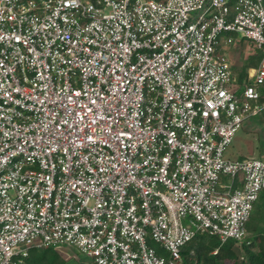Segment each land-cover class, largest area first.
I'll return each mask as SVG.
<instances>
[{
  "label": "built area",
  "instance_id": "obj_1",
  "mask_svg": "<svg viewBox=\"0 0 264 264\" xmlns=\"http://www.w3.org/2000/svg\"><path fill=\"white\" fill-rule=\"evenodd\" d=\"M263 96L264 0H0V264L240 245L264 160L225 152Z\"/></svg>",
  "mask_w": 264,
  "mask_h": 264
},
{
  "label": "trees",
  "instance_id": "obj_2",
  "mask_svg": "<svg viewBox=\"0 0 264 264\" xmlns=\"http://www.w3.org/2000/svg\"><path fill=\"white\" fill-rule=\"evenodd\" d=\"M247 65L244 66L241 71V75H244L246 68L250 67ZM258 201H260L261 204H255V211L256 208H259V210L264 209V193L261 194ZM253 213L250 218L251 221L249 220L246 225L248 236L242 245H246V242L251 245L250 247L252 250H246V262H248V264H264V232L252 231L254 229L251 224L252 221H254ZM235 244V241H227L224 244H220V241L215 237L200 236L194 238L190 243H188L182 249L181 254L184 257L186 264H192L194 259H196L200 264H219L225 259L235 258V254L231 250L232 246H235ZM216 248H218L217 253L212 255V251ZM205 253L208 256H206ZM23 264H64V261L60 258L59 254L53 250L32 248L29 250L28 256L25 258Z\"/></svg>",
  "mask_w": 264,
  "mask_h": 264
},
{
  "label": "rangeland",
  "instance_id": "obj_3",
  "mask_svg": "<svg viewBox=\"0 0 264 264\" xmlns=\"http://www.w3.org/2000/svg\"><path fill=\"white\" fill-rule=\"evenodd\" d=\"M230 62L233 66H255L254 64L257 61V56L253 55L251 45H247L244 42H236V45H232L227 49ZM264 116V113L261 114ZM259 117V116H258ZM252 120V119H251ZM250 120V121H251ZM258 119H254L253 122H258ZM252 122V121H251ZM246 125V124H245ZM245 125L236 133L232 143L229 145L225 152L227 158H235L241 156V153L244 151L247 155H251L253 152L256 153V156L264 160V121L261 120L252 132V136L247 138H239L242 134H245L243 129ZM237 140V141H236ZM236 141V143H235ZM261 202L258 201L256 205H260ZM256 208V207H255ZM254 221H252V231H263L264 232V209L254 210L253 213ZM251 221V220H250ZM248 233V232H247ZM246 245H236L232 246V251L235 254V258L225 259L222 263L219 264H248L246 250H252L251 245L248 242ZM60 258L64 261V264H88L87 260L84 257L79 255L70 254V256L63 253H58ZM206 256H208L205 253Z\"/></svg>",
  "mask_w": 264,
  "mask_h": 264
},
{
  "label": "crops",
  "instance_id": "obj_4",
  "mask_svg": "<svg viewBox=\"0 0 264 264\" xmlns=\"http://www.w3.org/2000/svg\"><path fill=\"white\" fill-rule=\"evenodd\" d=\"M227 54H228V52H227ZM258 61V60H257ZM257 61H256V63H257ZM255 66H256V64H255ZM255 66H250V68H252V67H255ZM243 68H244V66L242 65L241 66V68H240V71H242L243 70ZM248 68V67H247ZM246 68V69H247ZM246 71V70H245ZM262 113H264V111L262 112ZM255 119H258L259 121L258 122H253V120H251V121H249V122H247L246 123V125H245V128L243 129V131L245 132V134H242L239 138H247V137H250V136H252V132H253V130H254V128L257 126V124L261 121V120H263L264 121V116L262 117V116H259V117H256ZM237 141V140H236ZM236 141H235V143H236ZM250 157H254V158H258L257 156H256V153H252L251 155H247V153L246 152H242L241 153V156H238V157H235V158H233V159H242V158H250ZM230 159H232V158H230Z\"/></svg>",
  "mask_w": 264,
  "mask_h": 264
}]
</instances>
